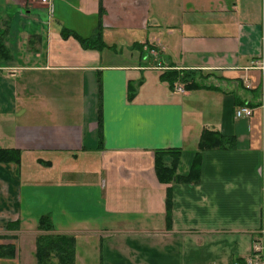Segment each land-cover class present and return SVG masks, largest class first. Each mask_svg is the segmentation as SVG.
Segmentation results:
<instances>
[{
    "label": "crops",
    "instance_id": "obj_1",
    "mask_svg": "<svg viewBox=\"0 0 264 264\" xmlns=\"http://www.w3.org/2000/svg\"><path fill=\"white\" fill-rule=\"evenodd\" d=\"M0 44V148L18 155L0 160V264H40L46 233L71 235L73 264L79 243L97 264L245 263L264 230V0H0ZM158 148L179 150L169 181Z\"/></svg>",
    "mask_w": 264,
    "mask_h": 264
},
{
    "label": "trees",
    "instance_id": "obj_2",
    "mask_svg": "<svg viewBox=\"0 0 264 264\" xmlns=\"http://www.w3.org/2000/svg\"><path fill=\"white\" fill-rule=\"evenodd\" d=\"M84 39V42L93 43L97 41V37H90V38H81ZM85 44V43H84ZM2 44H0V50H2ZM161 76L166 79L169 84L172 83L178 76V72L175 69H167L161 73ZM189 86H197V84H192ZM213 132H204L201 136V140L206 138V134H210ZM205 134V135H204ZM204 135V136H203ZM203 138V139H202ZM211 143L207 144H214L217 143L215 141H209ZM178 148H169V149H162L158 148L155 149V161H154V168L155 172L159 179L163 181H169L173 177H177L174 172V164L178 155ZM166 153H172V161L171 163L165 164L163 161V155ZM17 150L15 148H0V160H17ZM183 178H187V175L181 176ZM170 191L167 190V208L170 203L169 193ZM37 227L43 230H50L52 228L51 223L47 217V215H41L37 222ZM35 256L37 261L40 264H47L45 259L54 257L56 258L57 262L60 264H73V246H72V238L71 235L67 234H59V233H46L44 235H40L36 238V246L34 250Z\"/></svg>",
    "mask_w": 264,
    "mask_h": 264
},
{
    "label": "rangeland",
    "instance_id": "obj_3",
    "mask_svg": "<svg viewBox=\"0 0 264 264\" xmlns=\"http://www.w3.org/2000/svg\"><path fill=\"white\" fill-rule=\"evenodd\" d=\"M156 8H154L152 5L153 10ZM158 8H163V5L158 6ZM142 44L144 45L143 51L151 52L150 47L148 46L149 45L148 42L147 43L142 42ZM106 47H108V46H106ZM129 52H131L133 55H136L138 53V48L135 47V45H134L133 48H130V46H129V50H128L124 45L121 46V55L122 56L124 55V53L128 56ZM49 231H51V230H49ZM77 247H78V256H77V263L76 264H97L98 263V254H97L96 248L89 247V245H85V244H81V243H79ZM34 258H35V261H37L35 253H34ZM45 260H46L47 264H59L55 260V258L53 259V257L45 259Z\"/></svg>",
    "mask_w": 264,
    "mask_h": 264
},
{
    "label": "built area",
    "instance_id": "obj_4",
    "mask_svg": "<svg viewBox=\"0 0 264 264\" xmlns=\"http://www.w3.org/2000/svg\"><path fill=\"white\" fill-rule=\"evenodd\" d=\"M41 2H47L48 0H38ZM152 67L154 68H166L165 65L161 64L160 62H156ZM259 67L264 68V64L261 61L259 63ZM177 91H182V86L177 84L174 85ZM250 108L246 105L239 106L235 109L234 114L238 116L240 114H249ZM262 161L264 164V147L262 148ZM244 264H264V230L262 229L260 237L258 238L257 242L253 245V252L247 258Z\"/></svg>",
    "mask_w": 264,
    "mask_h": 264
}]
</instances>
